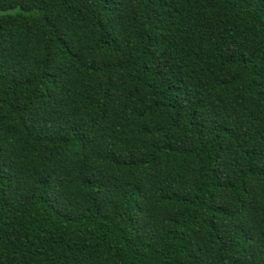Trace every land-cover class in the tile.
<instances>
[{"label":"trees","instance_id":"1","mask_svg":"<svg viewBox=\"0 0 264 264\" xmlns=\"http://www.w3.org/2000/svg\"><path fill=\"white\" fill-rule=\"evenodd\" d=\"M0 264H264V0H0Z\"/></svg>","mask_w":264,"mask_h":264}]
</instances>
